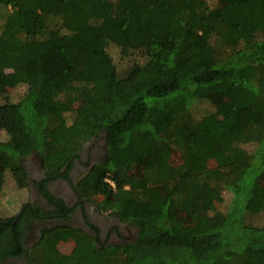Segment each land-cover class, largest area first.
Masks as SVG:
<instances>
[{
    "label": "trees",
    "instance_id": "obj_1",
    "mask_svg": "<svg viewBox=\"0 0 264 264\" xmlns=\"http://www.w3.org/2000/svg\"><path fill=\"white\" fill-rule=\"evenodd\" d=\"M0 132V191L26 188L32 151L53 175L103 133L76 190L136 231L103 245L58 226L25 251L1 225L29 264H264V0H0Z\"/></svg>",
    "mask_w": 264,
    "mask_h": 264
},
{
    "label": "flooded vegetation",
    "instance_id": "obj_2",
    "mask_svg": "<svg viewBox=\"0 0 264 264\" xmlns=\"http://www.w3.org/2000/svg\"><path fill=\"white\" fill-rule=\"evenodd\" d=\"M105 152V135L99 133L84 144L70 165L47 175L37 152L32 151L22 159L27 177L26 200H22L17 212L10 217H0V226L18 224L19 239L25 251L41 240L45 229L58 226L82 231L95 243L103 245L133 239L134 227L120 222L109 212L100 211L94 201L76 190L77 180L96 163L103 162ZM10 218L13 220L9 221ZM8 227L2 229L4 233L0 237V264H29L27 254L14 246L16 231Z\"/></svg>",
    "mask_w": 264,
    "mask_h": 264
},
{
    "label": "rangeland",
    "instance_id": "obj_3",
    "mask_svg": "<svg viewBox=\"0 0 264 264\" xmlns=\"http://www.w3.org/2000/svg\"><path fill=\"white\" fill-rule=\"evenodd\" d=\"M209 5H213L215 3V0H207ZM254 35L256 36L257 39H259L261 37V32L260 30H255L254 31ZM107 51L109 52V54L113 57V59L116 62H119V56L117 54V49L112 46L109 45L107 48ZM6 83V82H5ZM7 85V90L9 91V96L12 100H16L19 95H21L25 89V85L23 83H18L14 88H12V86L9 83H6L5 86ZM224 102V99L222 97H218L216 95L212 96V101L209 102H202L200 104H198L197 106H194L193 108V113L194 115L197 116H201L203 114L206 113H210L215 111V107L217 106V104ZM78 105L77 103H73L70 106L73 108H76ZM5 139V135L3 132H0V140H4ZM247 149H251L250 145H246L245 146ZM28 156V155H27ZM26 156V157H27ZM26 160V159H25ZM171 162L173 164H178L179 163V158L177 157V154H172L171 156ZM129 170L131 171V173H133L135 175L136 178V183L138 185H141V180L139 179L138 175H137V169H138V164L136 162H130L129 165ZM9 179V176H8ZM149 188V187H148ZM149 193H153L150 191V189H148ZM221 193V192H220ZM27 197V193L25 191V189H17L15 186H13L12 180L9 179L7 181V183L3 186L2 190L0 191V217H6L8 218V216L10 217L11 215H13L15 212H17V210L19 209V205L22 202V200H26ZM221 197L223 198L224 202H228L230 199V193L228 191L223 190L221 193ZM216 202V201H214ZM223 202V204H224ZM219 202H216L215 205H217ZM223 204L221 207H223ZM179 213V211H178ZM260 222L262 224H264V216L261 218ZM64 230L62 229H58L57 231H55L54 234V239L51 238L52 240H54V242L56 243L59 251L61 253L67 254L71 251L72 246H73V242L71 241V239L69 238L68 235H65V233L63 232Z\"/></svg>",
    "mask_w": 264,
    "mask_h": 264
},
{
    "label": "built area",
    "instance_id": "obj_4",
    "mask_svg": "<svg viewBox=\"0 0 264 264\" xmlns=\"http://www.w3.org/2000/svg\"><path fill=\"white\" fill-rule=\"evenodd\" d=\"M106 181H107L108 183H110L111 185H113L112 181H110L109 179H106Z\"/></svg>",
    "mask_w": 264,
    "mask_h": 264
}]
</instances>
